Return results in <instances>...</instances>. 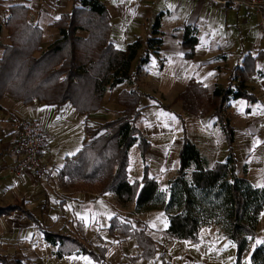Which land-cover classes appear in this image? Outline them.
I'll list each match as a JSON object with an SVG mask.
<instances>
[{"label":"trees","instance_id":"16d2710c","mask_svg":"<svg viewBox=\"0 0 264 264\" xmlns=\"http://www.w3.org/2000/svg\"><path fill=\"white\" fill-rule=\"evenodd\" d=\"M29 11L30 7L25 4L12 5L4 21L9 43L0 41L3 49L0 57V101L9 94L25 104L39 101L59 110L71 104L88 117L92 111L102 108L108 90L134 79L131 66L145 41L137 38L127 49L117 47L111 41V15L102 0H76L70 12L62 13L52 23L59 31V37L45 48L42 47L43 29L30 21ZM160 18H156L154 37L147 40L148 48L139 59L138 69L149 61L150 53L158 52L162 44ZM2 26L0 24V37ZM197 43L196 29L187 25L183 40L184 47L189 49L187 58L193 57ZM255 60L248 55L244 66L235 68L229 85L218 84L212 102L206 97V88L194 79L179 95L184 111L201 117L213 112L217 117L228 143L226 162L208 166L207 157L187 137L183 122L185 136L179 154V168L177 176L170 182L169 196L166 195L158 180L149 173L146 156L150 144L144 130L137 124L142 114L141 100L150 95L124 89L118 95L119 104L123 107L121 115L97 123V127H93L86 118V133L91 140L77 153L66 157L60 171L63 182L74 189L115 192L119 204L134 201L137 211L161 207L169 219L167 233L180 240L199 243L204 219L216 222L237 246L234 264H243L248 236L256 237L258 223L264 213V186H255L247 177L237 173L236 130L227 113V104L238 98L257 101L247 85L251 76L257 73ZM158 104L170 108L160 101ZM135 144L141 151L144 173L141 180L131 182L128 168L130 149ZM192 165L195 168L191 178H187L185 174ZM16 210L23 212L43 230L46 242L56 247L58 258L83 254L101 264H109L106 244L89 246L78 235L46 228L24 202L0 206V217ZM109 231L112 235L117 232L136 240L141 252L132 256V261L145 259L174 264L160 252L161 244L152 235L128 220L121 221L118 215H114L110 219ZM251 259L252 264H264V244L253 250ZM0 264L28 263L0 253Z\"/></svg>","mask_w":264,"mask_h":264},{"label":"crops","instance_id":"0c3cea01","mask_svg":"<svg viewBox=\"0 0 264 264\" xmlns=\"http://www.w3.org/2000/svg\"><path fill=\"white\" fill-rule=\"evenodd\" d=\"M18 1L10 4L7 12L0 13L3 16L0 19V24L3 27L4 21L9 15L10 6L15 4L30 5V3L23 0ZM68 1L71 0H66L65 3L64 0L38 1L40 3L37 7L29 6V19L43 29L45 23L52 24L62 13L72 10L75 0L71 1L70 5L72 6L64 7L63 5H69ZM102 1L106 4L111 15V41L117 47L127 49L128 45L137 38H142L145 41L143 48L132 63L131 73H134L136 68L139 67V59L147 51V40L154 37L152 29L154 20L158 16L161 17L159 30L162 44L157 53H150L147 63L140 65V70L143 71L140 78L133 79L128 84L123 82L108 90L103 98L102 108L92 111L88 117L79 113L73 106L69 107L68 105L70 104L59 110L53 105H47L39 101L25 104L22 100L15 99L9 94H5L0 101V206L24 202L39 220L40 217L48 218L51 215L50 212H54L55 216L59 213L70 219V229L73 232L67 229L59 230L58 232L65 233L64 231H70L73 234L77 233L75 229H78L79 233H86V231L90 232L95 229L102 243L100 245L106 242L110 244L113 238L109 231L110 211L124 215V210L122 211L115 204L118 198L116 193L112 191L101 192L99 189L70 188L64 185L63 179L60 177V171L65 164L66 157L77 153L84 144L89 142V136L85 128L86 118L93 123H104L110 120L108 117L111 111H114L117 116L121 114L123 107L119 104L118 95L122 90L133 87L135 89L139 88L143 93L153 97V99L146 101L149 107L160 106L155 100L158 99L164 105L170 106L171 111L169 110V112H171L172 116L183 117L184 112H189L183 110L179 95L185 91L191 80H196L206 88V97L208 101L212 102L216 86L218 84L229 85L235 75V68L243 67L244 60L248 55L255 57L257 73L251 76L247 81V85L249 92L257 97V101H249L245 98L231 99L227 104V113L230 112L228 115L236 130L235 153L239 139L238 122H244L242 124H244L243 128L245 130L241 137L249 139L247 140L249 154L253 155L258 148L264 145V38L260 33L257 15L246 17L243 6L224 5L214 0ZM2 8V5H0V9ZM3 10L5 9L3 8ZM34 15L36 18H33ZM187 25L196 29V36L198 37V43L195 46L192 58L186 57L189 49L183 45L185 27ZM6 33L8 36L7 30ZM55 37L56 34L53 35L51 42L56 39ZM3 43H9V38L8 41ZM2 53L3 49L0 48V57ZM107 99L110 103L114 100L115 102L118 101L119 106L115 105V102L113 106L106 105L105 100ZM145 99L146 95L142 100L145 102ZM175 105L178 108H174ZM63 113H69L70 117L80 121L82 125L78 136L70 138L63 149L60 147L54 148L55 140L61 135L60 129L56 124H60L58 121L61 120L60 116H63L61 115ZM197 117L200 118L199 120H207V125L210 126V130L207 128L206 131L209 139L213 140L217 132V136L222 138L224 141L223 145L227 146L228 150L225 133L213 112L205 117ZM18 118H36L41 122L45 133L49 137L45 155L56 176H58L55 179L51 178L47 181H42L30 169L22 174H16L10 170V166L16 161V156L11 150L16 140V132L11 121ZM255 133L258 136L255 137ZM183 142L180 140V147H182ZM207 143L211 144V142ZM214 143L216 145V142ZM196 144L198 145V143ZM147 155L150 157L151 153H147ZM207 159L211 163H215V160L208 157ZM177 161H179V157ZM178 168L179 163L177 168H175L176 171ZM128 174L129 179L133 182L141 180V178L133 177L130 170H128ZM158 182L163 185L160 180ZM59 195L62 196L59 197ZM57 197L59 199L57 208L52 209L50 206L52 198ZM131 203H133L131 204L133 208L136 203L134 201ZM39 205H41V208H37ZM132 208H130V212ZM155 211L148 210L143 213L146 216L145 219L141 215L138 216L147 222L149 227H152L153 216L151 215ZM3 222L12 225L11 227L13 228L16 222H20L22 228L17 230L14 228L12 233H21L26 236H32L36 228L35 224L23 212L18 210L10 215L1 216L0 223ZM72 225L76 228H73ZM167 228L168 226H166L165 230ZM201 232H203V229ZM118 235L122 234L118 233ZM42 236L44 237L43 233ZM84 241L86 242V240ZM193 244L199 245L201 243H192V248ZM53 247L56 251V247ZM0 253L9 255L1 251ZM82 255L73 254L59 259L68 260ZM20 259L28 264H34L30 256L22 255ZM193 259L200 261V254L198 256L193 254Z\"/></svg>","mask_w":264,"mask_h":264},{"label":"rangeland","instance_id":"374dc122","mask_svg":"<svg viewBox=\"0 0 264 264\" xmlns=\"http://www.w3.org/2000/svg\"><path fill=\"white\" fill-rule=\"evenodd\" d=\"M0 1V5H2V7L5 9H0V13L7 12V8L10 4L19 2L18 0ZM23 1L30 3L29 6L37 7V5L40 3L38 1L41 0ZM43 1L45 0H42V2ZM65 1L66 0H64V3ZM71 1H68L69 5L63 6H72L70 5ZM2 17V14H0V19H2ZM33 18H36V16L34 15ZM155 21L156 19L154 20L153 25ZM43 31V47H47L50 44L54 34H56L55 38L59 37V31L52 24L45 23ZM8 38L9 37L7 36L6 30L2 26L0 41L6 42L8 41ZM142 72V70L136 68V71L134 72V79L140 78ZM129 82L130 80H126L124 81V84H128ZM131 89L135 88L133 87ZM135 90L142 92L139 88H136ZM148 99L151 100L153 99V97L151 95L146 96L145 102L141 100L140 107L142 109V115L138 118L137 124L142 128V130H144L147 140L150 144L147 153H151V156H146V164L149 168V173L151 177H156L161 181L163 185H160V188L164 191V193H167L166 195L169 194L170 182L177 176V171L175 168H177V165L179 163V161H177V158L179 157V152L182 148L179 146V142L180 140L181 142L184 141V124L187 132V137L195 144L198 143V145H196L199 147V150L204 157L206 156L208 158H211L215 160L214 162H226L228 160L227 146L223 145L224 141L222 140V138H219L217 136L216 131V136L214 137V139H209V135L206 133V131L210 126L207 125L206 119L199 120L200 118H198L197 116L185 112L183 113V117H178V115L172 116L171 112H169V110L171 111L170 108L166 109L165 107L160 106H154L152 108L149 107L146 104V101H148ZM155 100L156 102H158V99ZM114 102L115 100L111 101V103L108 102V99L105 100V103L108 106H113ZM115 105H118V101L115 102ZM68 106L72 107L71 104ZM174 108L178 107L175 105ZM61 115L63 116H60L61 120L58 121L60 122V124H56L60 129L61 135L55 140L53 147H60L63 149L65 143L67 144L70 138L78 136L82 124H80V121H77L74 118L70 117L69 113H63ZM116 116V113L114 111H111L108 118L112 120L116 118ZM89 123L93 125V127H97L98 125L97 123H93L90 121ZM242 123L244 122H238L239 139L236 146L237 173L239 176L247 177L255 186L262 187L264 186V145L258 148L253 155L249 154V144L247 143V140L249 139L241 137L245 130V128H243L244 124ZM256 136L258 135L255 133V137ZM88 140L90 142L91 139L88 138ZM207 142H211V144ZM214 142H216V145ZM208 164V166H212L214 163H211L208 160ZM194 168L195 165H192L187 170L185 174L187 178H191V174ZM128 170H130V173L133 177L139 179L143 177L144 164L142 162L141 151L138 144L133 145L130 149V165ZM64 185L67 186L66 183H64ZM196 191L198 192V190ZM61 196L62 195H59V197ZM57 199L58 197L52 198V203L50 205L52 209H54L55 207L57 208L59 202V199ZM115 204H117L122 211L124 210V215L110 211L111 218L114 215H118L121 221L128 220L133 226L137 227L138 229H145L161 244L160 252H163L166 256V259L172 261V263L174 264L234 263V260L236 258L237 246L227 237L224 228L216 222L213 223L209 222L208 219H204L203 226L201 227V230L203 229V232H201L200 234L201 241L199 242L201 244H193L194 246L192 248L191 244L194 243L193 241L180 240L170 236L167 233V230H165V228L166 226H168L169 219L163 208L158 207L153 209L156 210L154 214L151 215L153 216V226L149 227L147 222L139 218V216L141 215V217L145 219L146 216L143 213L147 211H137L136 205H134V207L132 208L131 204L133 203L131 202L127 203L126 205L119 204L118 198L115 201ZM37 208H41V205H39V207ZM130 208H132L131 212ZM35 210L37 211V209ZM50 213L51 215L48 218L40 217V221H42V224L46 228L54 231L67 229L73 232V230L70 229L71 221L69 218L64 217L59 213L56 216L54 215V212ZM11 226L12 225L5 222L0 223V251L8 253L12 257L21 258L22 255L30 256L31 261L34 264H100L98 262H95L91 257L83 255L68 260H60L55 255V248L51 244L47 243L46 240H44V237L42 236L43 231L39 227L35 228V232L32 236H26L25 234L21 233H12L14 228L15 230L22 228V224L20 222H16L14 228ZM72 226L73 228H76L74 225ZM75 230L77 231V233L73 234H76L80 238L86 240V243L90 244L89 246L95 247L98 244H102L99 238V234L96 233L95 229L90 232L86 231V233H79L78 229ZM70 231L64 232L71 234ZM257 241H264V213H262V216L259 220L258 233L256 237L252 238L248 236L247 249L242 257L243 264H252L251 255L253 250L257 246H261L264 244L257 243ZM105 244L108 247L107 260L109 264H160L159 260L146 261L145 259H140L132 261V256L139 254L141 250L137 246V242L135 239L123 234H113L111 243L107 244L106 242ZM193 254L196 256L200 254L201 260L197 261L193 259Z\"/></svg>","mask_w":264,"mask_h":264},{"label":"built area","instance_id":"2783aa9c","mask_svg":"<svg viewBox=\"0 0 264 264\" xmlns=\"http://www.w3.org/2000/svg\"><path fill=\"white\" fill-rule=\"evenodd\" d=\"M221 4H233L245 8V16L257 15L259 29L264 38V0H214ZM16 132V140L11 150L16 156V161L10 166V170L16 174L32 170L38 179L47 181L57 176L53 167L47 160L45 149L49 137L45 133L41 122L36 118H18L11 121Z\"/></svg>","mask_w":264,"mask_h":264},{"label":"snow or ice","instance_id":"6c2138e0","mask_svg":"<svg viewBox=\"0 0 264 264\" xmlns=\"http://www.w3.org/2000/svg\"><path fill=\"white\" fill-rule=\"evenodd\" d=\"M57 19H59V17H57ZM257 243H264V241H257Z\"/></svg>","mask_w":264,"mask_h":264}]
</instances>
